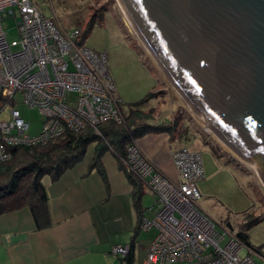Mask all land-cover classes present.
Segmentation results:
<instances>
[{
  "label": "built area",
  "instance_id": "1",
  "mask_svg": "<svg viewBox=\"0 0 264 264\" xmlns=\"http://www.w3.org/2000/svg\"><path fill=\"white\" fill-rule=\"evenodd\" d=\"M13 19L18 37L8 40L3 21ZM81 29H63L42 17L31 0H0V163L16 146L45 145L66 130L121 122V100L108 71L106 54L79 42ZM42 117L39 134L15 108L14 96ZM71 95L74 98H71ZM126 171L142 180L154 195V213L142 217L140 229H155L142 264H258L248 248L226 227L198 207L197 183L203 178L200 154L186 146L172 153L180 180H171L136 142L125 148ZM129 245H116L124 258Z\"/></svg>",
  "mask_w": 264,
  "mask_h": 264
},
{
  "label": "crops",
  "instance_id": "2",
  "mask_svg": "<svg viewBox=\"0 0 264 264\" xmlns=\"http://www.w3.org/2000/svg\"><path fill=\"white\" fill-rule=\"evenodd\" d=\"M114 21V36L105 39L104 45L91 49L106 54L116 96L122 103L139 101L153 91H161L163 94L160 95L165 97L166 88L139 57L131 41L122 40L120 25L116 19ZM165 103L160 119L170 120L177 111L173 102ZM167 111L175 113L169 115ZM188 141L172 140L167 132L146 133L135 140L146 158L176 182L180 178L171 156ZM93 155L92 143L83 158L56 180L43 179L48 197L49 226L37 229L26 208L0 215V264H123L112 252L116 245L132 247L130 264L143 263L156 231L138 227V209L142 217L151 218L154 195L145 183L139 194L111 150L100 158L102 173L90 166ZM243 219L245 225L248 215ZM263 224L264 218L246 231L258 264H264V233L257 243L250 229L256 226L264 229ZM242 227L238 226L237 230L232 226L226 228L236 234Z\"/></svg>",
  "mask_w": 264,
  "mask_h": 264
},
{
  "label": "water",
  "instance_id": "3",
  "mask_svg": "<svg viewBox=\"0 0 264 264\" xmlns=\"http://www.w3.org/2000/svg\"><path fill=\"white\" fill-rule=\"evenodd\" d=\"M118 1L159 72L264 182V0Z\"/></svg>",
  "mask_w": 264,
  "mask_h": 264
},
{
  "label": "rangeland",
  "instance_id": "4",
  "mask_svg": "<svg viewBox=\"0 0 264 264\" xmlns=\"http://www.w3.org/2000/svg\"><path fill=\"white\" fill-rule=\"evenodd\" d=\"M31 1L42 17L58 22L65 30L80 27L82 34L86 31L87 21L95 14L96 24L82 41V44L90 49L104 45L105 39L110 40L111 35L114 36L113 27H116L114 21L116 19L120 25L122 40L131 41V46L136 49L139 57L143 62L148 63L166 88L165 97L160 95L153 99L147 105L146 110L152 108L154 112L152 118L160 119L165 102L170 104L173 102L174 109L177 111L176 115L179 113L185 125L189 127L190 140L185 143V146L200 154L204 172L203 179L197 184L200 193L198 207L217 225L218 229L232 226L234 230H237L238 226H243V216L246 214H250L251 218H256L264 213V198L259 191V187L264 189V182L259 162L247 160L248 163L245 158L241 161L235 156L236 153L230 150V147V149L225 148L216 137L215 139L212 137L214 134L208 133L205 126L191 112L185 103L186 100H182L181 93L159 72L152 57L145 50L131 26L127 24L118 0ZM2 25L8 40L18 37L16 23L13 19L4 20ZM71 98L74 96L71 95ZM13 104L21 118L29 124V134L32 136L39 134L42 129V117L39 112L27 107L23 103L21 94L14 96ZM128 106L127 102L123 103V111L127 110ZM167 113L174 115L175 112L172 114L171 111H167ZM205 142L210 146H206ZM212 149L217 153L212 152ZM149 202L151 204V200ZM250 230L255 242L264 233V229L259 226L252 227Z\"/></svg>",
  "mask_w": 264,
  "mask_h": 264
},
{
  "label": "trees",
  "instance_id": "5",
  "mask_svg": "<svg viewBox=\"0 0 264 264\" xmlns=\"http://www.w3.org/2000/svg\"><path fill=\"white\" fill-rule=\"evenodd\" d=\"M95 21V14H93L87 21L86 31L83 34L80 33V43L92 31ZM144 63L148 65L146 61ZM160 94H162L161 91H153L139 101L127 103L129 106L125 111L121 103V122L106 120L97 126L86 125L78 130H66L45 145L13 147L11 158L0 163V215L26 208L30 211L37 229L49 226L48 197L43 179L48 177L52 181L56 180L64 171L83 158L88 145L92 143L94 155L90 166L102 173L100 158L107 150H111L116 155L121 168L124 169L122 162L126 156V146L146 133L167 132L172 140L188 141L189 127L185 125L179 113L170 120H161L152 118L154 113L152 108L146 110L149 102ZM213 151L217 153L216 150L212 149ZM125 172L141 195L144 182L131 172L126 170ZM135 205L137 208L140 207L137 201ZM247 215L248 222L243 225L241 231L236 233V236L244 245L252 249L247 241L246 231L262 220L264 214L256 218H251L250 214ZM138 217L140 228L142 215L139 209ZM131 251L130 246L128 254L120 258L123 264L131 263Z\"/></svg>",
  "mask_w": 264,
  "mask_h": 264
},
{
  "label": "bare ground",
  "instance_id": "6",
  "mask_svg": "<svg viewBox=\"0 0 264 264\" xmlns=\"http://www.w3.org/2000/svg\"><path fill=\"white\" fill-rule=\"evenodd\" d=\"M118 3H119V1H118ZM120 4V3H119ZM120 6H121V8H122V10H123V14H124V17H125V19H126V21H127V24L128 25H130L131 26V28L134 30V33H135V35L138 37V39H139V41L142 43V45L144 46V48L148 51V53L150 54V56L152 57V59L154 58L153 57V55L151 54V52L147 49V47L145 46V44L143 43V41H142V39H141V37L138 35V33H137V31L134 29V27H133V25H132V23H131V21H130V19H129V17H128V15L126 14V12L124 11V8H123V6L120 4ZM154 60V59H153ZM182 100L183 101H185V99L182 97ZM185 103H187V101H185ZM187 106L190 108V110H191V112L195 115V117L198 119V121H200L204 126H205V128L208 130V132H210V133H212V134H214V136L219 140V142L225 147V148H227V149H230L229 147V145L227 144V143H225L221 138H219L215 133H214V131L202 120V118L194 111V109L190 106V104L189 103H187ZM231 150V149H230ZM233 152V151H232ZM235 154V153H234ZM235 156L237 157V158H239L241 161L243 160H245L244 158H242L241 156H239V155H237V154H235ZM246 162H248L249 163V161H247V160H245ZM252 164V163H251Z\"/></svg>",
  "mask_w": 264,
  "mask_h": 264
}]
</instances>
